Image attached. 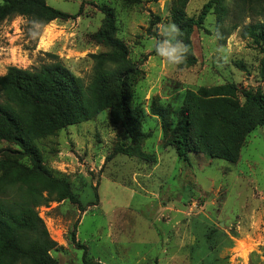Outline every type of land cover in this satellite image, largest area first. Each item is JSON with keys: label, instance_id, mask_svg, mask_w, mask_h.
<instances>
[{"label": "rangeland", "instance_id": "374dc122", "mask_svg": "<svg viewBox=\"0 0 264 264\" xmlns=\"http://www.w3.org/2000/svg\"><path fill=\"white\" fill-rule=\"evenodd\" d=\"M45 1L80 16L36 33L21 17L2 22L0 76L11 66L37 69L57 59L87 86L90 55L107 50L93 40L104 18L100 7L111 8L117 38L139 72L129 101L146 135L132 143L105 110L34 142L44 168L68 183L78 201L56 198L54 188L43 185L52 192L37 208L56 244L49 257L57 264H264V126L244 138L234 162L191 149L186 160L178 159L167 145L174 125L162 131L188 90L233 84L240 105L242 91L264 94L262 46L243 37V27L264 21V9L256 0L242 9L240 0H225L228 12L218 26L213 5L203 28L189 37L195 64L172 66L154 52L159 26L171 22L172 12L196 17L210 0ZM190 140L193 147L192 133ZM19 152L0 141V162L18 159L31 168ZM23 193L17 185L6 195Z\"/></svg>", "mask_w": 264, "mask_h": 264}, {"label": "trees", "instance_id": "16d2710c", "mask_svg": "<svg viewBox=\"0 0 264 264\" xmlns=\"http://www.w3.org/2000/svg\"><path fill=\"white\" fill-rule=\"evenodd\" d=\"M224 1H208L196 17L171 13L170 23L180 28V39L188 46L187 63L196 62L189 40L193 29L203 28L213 5L219 15L218 26L221 25L228 12ZM251 4L240 0L237 6L242 9ZM256 4L264 9V0H256ZM100 11L104 18L93 40L107 50L90 55L93 71L87 86L57 59L37 69L11 66L0 76V141L17 146L20 155L31 163L29 168L18 159L0 162V264H57L48 255L56 244L50 239L37 208L52 200L51 191L56 192V198L78 202L69 184L53 179L44 168L35 141L90 121L105 110L110 111L132 143L146 136L129 101L134 76L139 72L128 59L126 45L117 38L116 14L106 6L100 7ZM79 16V13L69 16L60 12L45 0H0V24L21 17L33 30L36 28L35 33L53 21ZM155 20L158 22L159 18ZM154 24L152 21L150 27ZM243 31V37L262 46L264 53V21L246 25ZM261 67L264 76V58ZM237 93L233 84L201 87L185 93L180 109L170 113L168 121L162 123L164 134L174 125L167 145L178 159L186 160L189 149L227 162L237 159L244 138L264 126V94L242 91L244 104L240 105ZM155 115L165 117L161 113ZM191 133L195 139L193 147ZM44 184L54 190H46ZM17 185H22L23 195L9 198L6 194Z\"/></svg>", "mask_w": 264, "mask_h": 264}, {"label": "clouds", "instance_id": "9594fccd", "mask_svg": "<svg viewBox=\"0 0 264 264\" xmlns=\"http://www.w3.org/2000/svg\"><path fill=\"white\" fill-rule=\"evenodd\" d=\"M159 32L161 38L154 45L156 56L169 65H183L187 59L188 46L180 39V28L174 23L162 24Z\"/></svg>", "mask_w": 264, "mask_h": 264}]
</instances>
